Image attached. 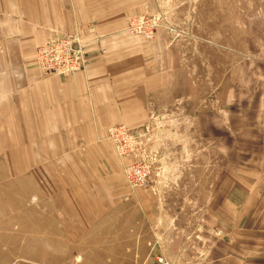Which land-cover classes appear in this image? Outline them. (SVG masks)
<instances>
[{
	"label": "crops",
	"instance_id": "1",
	"mask_svg": "<svg viewBox=\"0 0 264 264\" xmlns=\"http://www.w3.org/2000/svg\"><path fill=\"white\" fill-rule=\"evenodd\" d=\"M98 7L101 0H0V197L11 196L13 179L40 182L31 212L40 262L142 264L174 241L170 227L141 222L152 205L129 187L105 139L109 125L146 137L170 117V55L161 43L109 34ZM63 31L85 40L84 68L45 75L34 48ZM245 258L264 264L262 255Z\"/></svg>",
	"mask_w": 264,
	"mask_h": 264
},
{
	"label": "rangeland",
	"instance_id": "2",
	"mask_svg": "<svg viewBox=\"0 0 264 264\" xmlns=\"http://www.w3.org/2000/svg\"><path fill=\"white\" fill-rule=\"evenodd\" d=\"M101 5L95 13L111 20L109 34L161 43L170 55L172 102L165 111L171 115L155 120L159 130L146 136L140 152V158L153 159L147 183L129 186L152 205L141 222L154 218L156 229L170 227L172 245L157 247L155 256L172 264H251L246 254L263 259L264 0ZM93 24V30L101 25ZM76 34L60 36H76L84 46ZM38 183L13 179L11 196L0 197V264H52L38 259L40 234L31 213ZM22 208L27 212L21 214ZM155 256L142 264H155Z\"/></svg>",
	"mask_w": 264,
	"mask_h": 264
},
{
	"label": "built area",
	"instance_id": "3",
	"mask_svg": "<svg viewBox=\"0 0 264 264\" xmlns=\"http://www.w3.org/2000/svg\"><path fill=\"white\" fill-rule=\"evenodd\" d=\"M36 66L45 75H67L84 68L82 44L76 36H57L43 40L34 48ZM105 139L111 141L117 156L123 163V175L127 184L134 188L144 186L152 172L153 159L140 158L145 150V135L136 134L124 124H113L106 128ZM127 156L134 159L124 161ZM155 264H172L168 258L158 254Z\"/></svg>",
	"mask_w": 264,
	"mask_h": 264
}]
</instances>
